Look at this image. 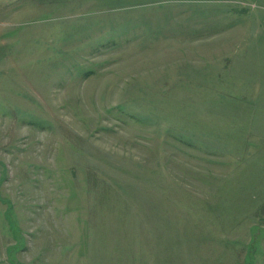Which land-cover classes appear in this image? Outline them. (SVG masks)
<instances>
[{"label": "rangeland", "instance_id": "obj_1", "mask_svg": "<svg viewBox=\"0 0 264 264\" xmlns=\"http://www.w3.org/2000/svg\"><path fill=\"white\" fill-rule=\"evenodd\" d=\"M0 264H264V0H0Z\"/></svg>", "mask_w": 264, "mask_h": 264}]
</instances>
